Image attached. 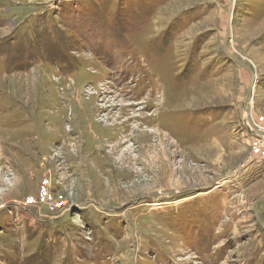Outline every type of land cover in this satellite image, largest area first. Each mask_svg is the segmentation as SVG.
Instances as JSON below:
<instances>
[{"label": "rangeland", "instance_id": "obj_1", "mask_svg": "<svg viewBox=\"0 0 264 264\" xmlns=\"http://www.w3.org/2000/svg\"><path fill=\"white\" fill-rule=\"evenodd\" d=\"M232 1L0 0V264H264V0ZM43 180L62 209L22 207Z\"/></svg>", "mask_w": 264, "mask_h": 264}, {"label": "built area", "instance_id": "obj_2", "mask_svg": "<svg viewBox=\"0 0 264 264\" xmlns=\"http://www.w3.org/2000/svg\"><path fill=\"white\" fill-rule=\"evenodd\" d=\"M263 120H258L253 124L256 129L260 127ZM258 130V131H257ZM263 129H256L258 135ZM257 135V136H258ZM251 155L259 160L264 159V136H258L251 139L250 144ZM49 188V182L43 180L39 187V192L36 197L27 198L21 205L23 208H40L41 206H49L53 212L62 209L66 203L62 196L53 197Z\"/></svg>", "mask_w": 264, "mask_h": 264}, {"label": "water", "instance_id": "obj_3", "mask_svg": "<svg viewBox=\"0 0 264 264\" xmlns=\"http://www.w3.org/2000/svg\"><path fill=\"white\" fill-rule=\"evenodd\" d=\"M229 2H230V5L232 6V4H233V1L232 0H229ZM231 16H232V9H230V12H229V21H228V26H227V30H226V39H227V37H228V34L230 33V25H231ZM226 42H227V40H225V42H224V48H225V50H226ZM227 52V51H226ZM227 55L229 56V58L233 61V62H235L238 66H240V67H242L243 69H245L248 73H249V75H250V77H251V82H250V85H249V88H248V91H247V94H246V103H245V113H248V102H249V100H250V97L252 98V94H253V82H254V74H253V72L250 70V69H248L242 62H240L239 60H237V59H235L234 57H232L228 52H227ZM259 135L260 136H263L264 135V132L263 131H261V132H259ZM264 200V199H263ZM255 207V206H254Z\"/></svg>", "mask_w": 264, "mask_h": 264}, {"label": "bare ground", "instance_id": "obj_4", "mask_svg": "<svg viewBox=\"0 0 264 264\" xmlns=\"http://www.w3.org/2000/svg\"><path fill=\"white\" fill-rule=\"evenodd\" d=\"M228 17H229V15H228ZM228 21H229V18H228ZM227 26H228V22H227ZM228 36H229V34H228ZM228 38V37H227ZM254 81H255V78H254ZM254 83V82H253ZM253 88H254V84H253ZM250 100H251V97H250ZM250 100H249V102H250ZM249 102H248V106H249ZM249 109V108H248ZM250 120H251V118H250ZM252 121V120H251ZM252 127H253V125H252ZM256 129H263L262 131L264 132V127L263 126H260V127H258V128H256Z\"/></svg>", "mask_w": 264, "mask_h": 264}]
</instances>
